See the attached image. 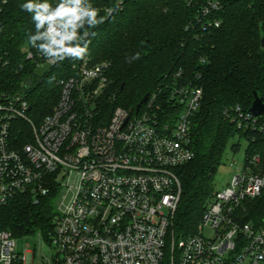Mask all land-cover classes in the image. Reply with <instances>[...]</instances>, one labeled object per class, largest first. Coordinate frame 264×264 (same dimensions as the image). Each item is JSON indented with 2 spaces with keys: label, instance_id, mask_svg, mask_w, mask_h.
I'll use <instances>...</instances> for the list:
<instances>
[{
  "label": "built area",
  "instance_id": "2783aa9c",
  "mask_svg": "<svg viewBox=\"0 0 264 264\" xmlns=\"http://www.w3.org/2000/svg\"><path fill=\"white\" fill-rule=\"evenodd\" d=\"M6 3L0 0V11ZM220 11L219 1L208 0L198 26L219 27L213 14ZM25 54L37 68L48 64L36 49ZM74 68L76 74L57 80L58 104L40 121L29 116L25 94L0 93V208L20 195L38 204L58 188L53 230L47 236L37 232L50 253L42 247L18 251L13 233L0 229V253L11 257L10 264L264 263V220L259 225L243 215L245 201L264 190V174L252 168L259 155L213 191L197 232L178 238L173 231L182 191L178 170L195 157L192 120L202 87L179 72L166 91L149 95L143 110L118 106L112 115H100V98L111 85L110 63L84 58ZM225 114L238 129L264 135L262 115L241 105ZM62 194L71 198L59 207ZM206 228L214 235H205Z\"/></svg>",
  "mask_w": 264,
  "mask_h": 264
},
{
  "label": "trees",
  "instance_id": "16d2710c",
  "mask_svg": "<svg viewBox=\"0 0 264 264\" xmlns=\"http://www.w3.org/2000/svg\"><path fill=\"white\" fill-rule=\"evenodd\" d=\"M217 1L221 11L213 17L221 25L203 30L197 20L208 0H123L121 6L117 0H92L104 22L89 29L95 34L88 37L85 58L91 64L110 63L111 85L100 98V115L110 116L118 106L136 111L147 93L166 91L179 72L203 89L201 107L192 120L195 157L178 170L182 191L173 220L178 238L197 231L227 148L238 149L232 143L236 135L250 140L246 163L259 155L264 174V135L238 129L225 114L236 105L249 110L256 93L264 99V0ZM24 2L8 0L0 11V93L25 94L32 107L29 116L40 121L58 104L57 80L76 74L74 65L81 60H65L43 78L37 76L36 60L25 54L32 48L26 33L34 32V25L30 14L20 8ZM112 6L114 11L108 15L106 8ZM137 52L140 59L129 63ZM57 196V187L38 204L29 195L17 196L0 208V229L15 237L38 231L50 234ZM243 210L245 221L263 224L264 190L246 200Z\"/></svg>",
  "mask_w": 264,
  "mask_h": 264
},
{
  "label": "clouds",
  "instance_id": "9594fccd",
  "mask_svg": "<svg viewBox=\"0 0 264 264\" xmlns=\"http://www.w3.org/2000/svg\"><path fill=\"white\" fill-rule=\"evenodd\" d=\"M20 8L30 14L34 25V32L26 33V43L50 65L84 59L89 50L88 37L95 34L89 29L104 22L92 0H57L55 4L51 0H26ZM138 59L139 52L128 62ZM0 261L10 264L11 257L0 253Z\"/></svg>",
  "mask_w": 264,
  "mask_h": 264
},
{
  "label": "rangeland",
  "instance_id": "374dc122",
  "mask_svg": "<svg viewBox=\"0 0 264 264\" xmlns=\"http://www.w3.org/2000/svg\"><path fill=\"white\" fill-rule=\"evenodd\" d=\"M22 121H17L16 126L22 129L24 132H30V127L24 124ZM232 143L238 144V149H233L231 145L228 146L225 155L223 157V161L221 166L219 167L215 179H214V187L215 189H220L227 185V183L231 180V178L238 172H241L240 165L244 164L247 159V150L250 144V140L245 137H240L236 135L232 140ZM260 161L252 165L254 166V170H258L257 172H263L262 169L259 167ZM258 168V169H257ZM64 195L62 194L58 199V206H62L63 201L67 204L70 201L71 195H68L66 199H64ZM55 204L57 202V198L54 200ZM56 209L57 206H56ZM199 226V225H198ZM198 231V229H197ZM196 231V232H197ZM42 232V231H41ZM43 233V232H42ZM47 236L45 233H43ZM205 235L213 236L214 231L210 228H206ZM43 248V250L49 254L50 253V245L48 243H43L42 239L40 238L39 233H30L22 237H16V248L18 251L25 252L26 250H34ZM264 264V263H261Z\"/></svg>",
  "mask_w": 264,
  "mask_h": 264
},
{
  "label": "water",
  "instance_id": "95a60500",
  "mask_svg": "<svg viewBox=\"0 0 264 264\" xmlns=\"http://www.w3.org/2000/svg\"><path fill=\"white\" fill-rule=\"evenodd\" d=\"M262 46L264 47V38L262 39ZM50 64H45L43 66H40L37 68L36 74L38 77L43 78L46 73L51 69ZM149 97V94L147 93L141 102H139L136 106V112H138L141 108V106L147 101ZM249 112L253 114L254 116H259L264 114V99L259 95L255 94V100L252 104V107L249 109Z\"/></svg>",
  "mask_w": 264,
  "mask_h": 264
}]
</instances>
